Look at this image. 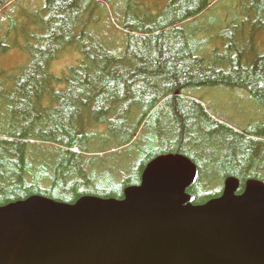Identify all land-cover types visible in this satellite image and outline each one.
Masks as SVG:
<instances>
[{"label": "trees", "instance_id": "1", "mask_svg": "<svg viewBox=\"0 0 264 264\" xmlns=\"http://www.w3.org/2000/svg\"><path fill=\"white\" fill-rule=\"evenodd\" d=\"M11 1L0 0V6ZM104 4L107 0H79L68 14L62 0L45 23L51 33L47 45L69 44L79 59L61 80L50 73L59 49L32 55L34 75L48 76L44 92L52 85L51 97L32 99L33 109L21 107L26 113L40 109V116L48 109L35 103L53 101L54 129L43 132L39 123L32 131H0V207L35 195L66 204L83 196L122 199L125 188L139 184L148 162L168 154L196 164V181L187 190L195 205L219 197L228 177L240 182L239 193L251 178L264 182V120L239 131L190 97L205 88L240 89L264 107V54L256 57L258 46L244 47L241 37L237 43L227 36L209 51L205 41L194 42L185 30L207 10L208 0H173L147 28L125 19L123 51L117 55L119 49L111 51L110 43L90 30L99 23L93 11ZM62 21L69 23L68 31L57 30ZM242 22L237 18L228 28L241 29ZM14 103L16 115L22 109ZM96 138L115 145L91 152L85 143ZM126 146H135L143 157L134 174L118 160L104 165L103 174L94 170L97 159L103 165L102 156Z\"/></svg>", "mask_w": 264, "mask_h": 264}, {"label": "water", "instance_id": "2", "mask_svg": "<svg viewBox=\"0 0 264 264\" xmlns=\"http://www.w3.org/2000/svg\"><path fill=\"white\" fill-rule=\"evenodd\" d=\"M197 169L159 156L123 198L31 196L0 207V264H264V184L227 179L199 206Z\"/></svg>", "mask_w": 264, "mask_h": 264}, {"label": "rangeland", "instance_id": "3", "mask_svg": "<svg viewBox=\"0 0 264 264\" xmlns=\"http://www.w3.org/2000/svg\"><path fill=\"white\" fill-rule=\"evenodd\" d=\"M78 1L64 0L68 14L74 3ZM171 1L173 0H107L105 6L93 11L92 14L95 19L98 18L99 23L98 28H96L97 25H92L90 30L103 36L110 43L108 48L111 51L115 52L119 49L117 51L119 55L123 51L121 38L125 39L123 30L125 19H128L129 25L147 28L155 19L165 14L166 7ZM61 2L62 0L51 2L48 0H12L6 8L0 6V45L2 47L0 49V131H32L33 125L36 126L39 123L41 125L37 127L43 132L54 129V115L51 112L53 101L52 103L43 101L35 103V107L44 106L48 109L40 116H38V113L42 112L40 109L35 110V113H29V111L26 113L21 106L26 105L24 109H33L30 103L32 99L38 96L51 97L48 92L52 85L44 92V82L48 76L43 73L39 74V71L36 72L37 75H34L35 69H32L30 65L33 54H40L48 48L59 49L55 52L59 54L57 60L50 64V73L54 72L61 80L66 77L68 67L76 64L79 59L77 48L71 50L72 46L69 44H62L58 41L59 44H56L55 48H53L55 45H47L51 33L47 34L45 23L50 17L53 18L55 9L60 7ZM206 9L185 28L194 42L196 40L205 41L206 49L211 51L214 46H219L222 41L225 42L227 36H231V40L237 43L243 39L244 47L258 46L260 49L256 48V57L264 54V17H261L264 15V0H208ZM237 18L244 20L243 27L237 30L231 29L233 26L228 28ZM68 25L69 23L62 21L57 30L68 31ZM222 31L226 32L221 34ZM239 31L242 34H239ZM219 61L217 57L214 59L215 64ZM58 88H63V86L59 85ZM190 97L200 102L209 115L213 113L223 123L239 131L264 120V107L258 105L248 93L240 89L205 88L191 92ZM12 102H15V105L18 104L20 110L22 109L18 110L16 115L12 113ZM95 131L94 128L90 130L91 133ZM114 145L113 141L103 138L93 139L88 145L85 143L86 147H90L91 152H95L97 148L108 152ZM210 149V147H205L206 151ZM110 153L113 156L100 155L102 156L100 163L103 165H98L99 159H97L94 170L103 174L104 165H110L112 161L118 160L129 174H134L133 168L143 160L135 146H126ZM48 155L46 151L45 156L48 157ZM134 176L136 178V175Z\"/></svg>", "mask_w": 264, "mask_h": 264}]
</instances>
